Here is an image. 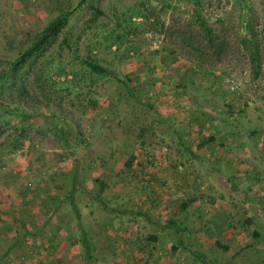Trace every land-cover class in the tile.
Wrapping results in <instances>:
<instances>
[{
    "label": "rangeland",
    "instance_id": "rangeland-1",
    "mask_svg": "<svg viewBox=\"0 0 264 264\" xmlns=\"http://www.w3.org/2000/svg\"><path fill=\"white\" fill-rule=\"evenodd\" d=\"M65 10L72 13L53 43L10 67ZM157 101L181 111L168 105L167 119L191 140L184 161L171 158V144L153 158ZM203 131L222 140L216 184L189 155L201 151ZM167 158L205 185L195 221L179 223L188 250L208 264H264V0H0V264H120L121 254L100 252L102 240L117 243L100 229L102 215L122 206L125 177L153 193L152 176L137 185L144 174L134 161L153 170ZM87 198L101 216L90 209L82 220ZM77 211L89 261L70 230ZM188 250L161 254L164 264H203Z\"/></svg>",
    "mask_w": 264,
    "mask_h": 264
},
{
    "label": "crops",
    "instance_id": "crops-1",
    "mask_svg": "<svg viewBox=\"0 0 264 264\" xmlns=\"http://www.w3.org/2000/svg\"><path fill=\"white\" fill-rule=\"evenodd\" d=\"M168 105L173 107V111L178 109L177 105L173 106L171 103L165 101H157L153 106V158L155 157L157 160L161 157L160 148L163 144H171L174 150V152L172 151L171 158L177 159V161H184L187 159L184 148H186V145L191 147L189 144L191 140L188 139L187 136H184L183 133L185 128L182 126L181 122L177 123L175 126L176 133L172 131L173 128L168 124L169 121L167 119L172 112ZM177 111L181 112L180 110ZM161 119L166 123L164 126H161ZM215 125V123L210 125V129L214 130L216 133L217 130L219 132L220 127L217 126V129ZM206 127L207 126H205V128ZM204 132L205 131H203L202 134H204ZM203 136L205 140L196 146L201 151L196 154L197 152L194 150L192 154L190 153L189 155L195 160L194 163L200 167L199 169H201L202 173L207 174V179L210 180L211 183L216 184L215 181H213V177L218 174L217 166L218 163L221 162L220 160L223 156L220 154H213V152L216 149L215 146L221 143L222 140L220 138H214L216 134H204ZM164 159L163 157V160ZM169 159L170 158H167L169 161H167V164L165 161L159 162V160L158 162H154L155 165L153 163V170L141 164L136 165V161H134L133 167L137 169L138 174L140 175L142 172L144 174V176H139L138 180L145 179L147 176L153 177V182L150 183L153 184V186L149 187L152 189L153 193L146 192L147 194H142L143 192H140V190L134 187L133 184L136 182H131L129 178L125 177V183L122 185V193L118 192L122 197L120 198V204L122 206L117 210L110 209V213L103 211L102 220L105 223L100 227L101 230H108L109 234L115 235V237H117V243H109V241L104 242V240H102L100 244L101 253L117 252L121 254L123 257L120 258V264H140L138 261L142 257H145V264L165 263L161 254H168L173 245V243L167 239L166 235L171 236L173 234L175 236V234L173 230L164 228L163 225L170 219L175 222L179 219L176 224L187 230L185 223H183L184 227L179 223L187 219L195 221L194 214L200 210L201 201L205 199L202 196V192L199 190L201 185L203 189L205 185L193 181L196 176L187 174L191 171L190 168L185 166L182 167V169L179 167L176 170H172L168 167V163H170ZM140 162L142 161L140 160ZM226 165H228V163H226ZM206 166H209L208 171ZM178 169H181V173L178 172ZM192 173L196 175L199 172L195 171ZM176 174H179V176H176ZM142 183L141 180L137 185L141 186L143 185ZM209 188L210 192H212L211 194L215 195V187L209 184ZM145 195H148L150 199H145ZM81 203L83 204L80 207L82 220H88L89 217L86 215V211L88 213L90 209H94L96 212L93 217L100 215L96 200L87 198L84 202H80V204ZM103 209H108L106 208V202L103 204ZM75 218L74 227L70 230L73 231L76 236V231L78 229L76 215ZM112 221L115 222L113 223ZM110 222L113 224H110ZM85 230L88 232V227H86ZM63 231L66 230L63 229ZM109 234L107 233L108 237ZM59 264H68V262L66 260H61Z\"/></svg>",
    "mask_w": 264,
    "mask_h": 264
},
{
    "label": "trees",
    "instance_id": "trees-1",
    "mask_svg": "<svg viewBox=\"0 0 264 264\" xmlns=\"http://www.w3.org/2000/svg\"><path fill=\"white\" fill-rule=\"evenodd\" d=\"M72 10H65L58 15H56L53 19H51L39 32L36 33L34 39L30 43V45L25 48V50L19 54L10 64V67H15L21 63H23L29 56L33 53L39 51L42 47L50 46L53 41L62 33L63 29L65 28L68 17L71 15ZM84 65L93 73H97L100 75L111 76V71L91 62L90 60H82ZM127 93L132 97L133 93L131 88H127ZM75 215L78 220V231L80 237V243L83 246V258L86 261H89L92 256V244L88 237V234L80 222V215L75 212ZM164 228H169L173 230L174 234L176 235V244L171 246V251H177L178 249L188 250L184 240L182 239V234L186 232L185 228H181L176 224V222L172 219L168 220L164 225ZM154 239V237H153ZM18 241H14L6 250V253L10 252L14 247L18 245ZM190 254L200 260L203 264H208L204 259V256L199 254L198 252L188 250Z\"/></svg>",
    "mask_w": 264,
    "mask_h": 264
},
{
    "label": "built area",
    "instance_id": "built-area-1",
    "mask_svg": "<svg viewBox=\"0 0 264 264\" xmlns=\"http://www.w3.org/2000/svg\"><path fill=\"white\" fill-rule=\"evenodd\" d=\"M164 150L163 151H165L166 149L165 148H163Z\"/></svg>",
    "mask_w": 264,
    "mask_h": 264
}]
</instances>
